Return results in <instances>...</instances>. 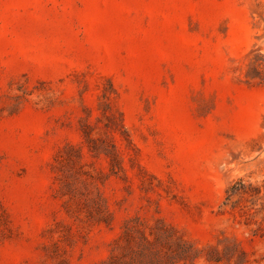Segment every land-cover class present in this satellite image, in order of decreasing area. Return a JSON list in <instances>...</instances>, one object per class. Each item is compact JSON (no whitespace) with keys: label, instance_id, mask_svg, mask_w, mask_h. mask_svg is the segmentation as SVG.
<instances>
[{"label":"rangeland","instance_id":"1","mask_svg":"<svg viewBox=\"0 0 264 264\" xmlns=\"http://www.w3.org/2000/svg\"><path fill=\"white\" fill-rule=\"evenodd\" d=\"M126 225L264 264V0H0V264Z\"/></svg>","mask_w":264,"mask_h":264},{"label":"trees","instance_id":"2","mask_svg":"<svg viewBox=\"0 0 264 264\" xmlns=\"http://www.w3.org/2000/svg\"><path fill=\"white\" fill-rule=\"evenodd\" d=\"M230 190L236 191L235 186ZM198 258L199 251L168 227H148L145 230L126 225L104 264H187ZM209 261L214 260L210 258Z\"/></svg>","mask_w":264,"mask_h":264}]
</instances>
